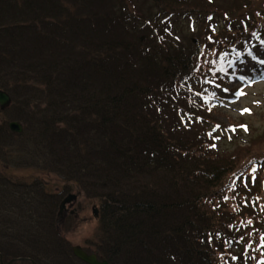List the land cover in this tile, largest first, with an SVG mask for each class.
Instances as JSON below:
<instances>
[{"label": "trees", "instance_id": "trees-1", "mask_svg": "<svg viewBox=\"0 0 264 264\" xmlns=\"http://www.w3.org/2000/svg\"><path fill=\"white\" fill-rule=\"evenodd\" d=\"M225 1L0 0V114L24 127L0 125V259L84 264L59 219L72 189L15 167L99 203L91 242L110 264H264V195H236L245 166L179 123L207 121L195 96L211 107L228 58L264 37V0Z\"/></svg>", "mask_w": 264, "mask_h": 264}, {"label": "rangeland", "instance_id": "rangeland-1", "mask_svg": "<svg viewBox=\"0 0 264 264\" xmlns=\"http://www.w3.org/2000/svg\"><path fill=\"white\" fill-rule=\"evenodd\" d=\"M229 1L233 3L234 6L243 3L242 0H239L238 2H235L234 0ZM225 2L228 4L227 0ZM247 2L250 3V0H247ZM252 6L254 9L260 8V4H252ZM238 18L239 17L234 16V19ZM216 21L219 23L216 26L215 31H218L224 24V20L218 18ZM208 26L209 24L205 23L204 25L203 23L198 22L195 24L196 29H206ZM182 27L183 31L187 32L185 35L190 36L188 23H183ZM180 35L184 36L181 32ZM202 41L205 42V37H202ZM256 51V59L249 61L247 60L248 58H244L246 63L244 66H242L243 64H240V73L235 71L228 73L229 77L227 78V83L223 85L224 88L216 89L219 94L218 96L221 97V102L215 101L211 104L213 107H204V116L207 121H202L204 130L214 129L215 123H218L219 125V128H217L219 132H217L216 136V144L218 148H208L209 150H212L210 156L215 157L216 159H229L232 157L234 160L236 159L237 164L244 165L247 169V179L242 181L241 178L240 182L234 187L236 192H233L237 193L236 195L240 196L242 199L247 198L249 201H252L256 196L261 197L264 195V184H262L264 170H259L253 177L248 173L250 168L255 170L256 167H264V77H261L260 75L258 78H255V73H257V75L259 73L264 74V68L261 70L259 66V63L264 61V48L256 47ZM235 62L237 64L239 63L237 62V59L234 60V63ZM240 74L246 75V80H242L241 76H239ZM188 100H190V105H193V103L196 102L192 98H189ZM244 109H248L249 112H244ZM10 117L12 116H9L8 114H0V125H4ZM11 122L13 121L8 120V125ZM179 123L181 128L186 130H184L185 133L187 131L191 132L187 133L190 136H194L200 132L205 135L202 129L203 126L196 121L185 120V122H183L182 120H179ZM188 128L190 130H187ZM204 141L207 143L208 139L205 137ZM209 143L214 144V141L212 142L210 140ZM252 159L260 162L249 164ZM4 171L3 158L0 156V172ZM6 174L13 180H23L26 182H30L31 179L34 180L35 178L40 180L43 179L48 188L53 191L57 188L65 187L68 190L72 189V191L67 192L62 198H65L70 193L77 194V189L70 185H66L61 178L54 175H43L41 172L34 169L11 167L8 168ZM77 195L74 208L76 209L78 216H65L63 222L64 237L69 241L71 246H82L88 250L91 249L96 251L94 249V244H92L91 241L96 239L99 230V223L93 217L92 207L94 205L99 207V203L96 201H90L82 195ZM245 201L246 200H241L244 205L246 203ZM261 221L260 224H257L259 227L263 225L261 228H264L263 219ZM9 262L10 261L6 260L4 257L2 261L0 259V264H8Z\"/></svg>", "mask_w": 264, "mask_h": 264}, {"label": "water", "instance_id": "water-1", "mask_svg": "<svg viewBox=\"0 0 264 264\" xmlns=\"http://www.w3.org/2000/svg\"><path fill=\"white\" fill-rule=\"evenodd\" d=\"M11 99L10 97L5 93L0 91V105L1 107H6L10 104ZM10 128L13 132L21 133L23 131V128L18 123H12L10 125ZM76 200L75 196H68L61 204L60 207V214L63 212L67 204H71L73 201ZM95 215H97V211L94 210ZM74 255L83 261L86 264H109L107 261H99L97 255H88L81 247H75L73 249Z\"/></svg>", "mask_w": 264, "mask_h": 264}, {"label": "snow or ice", "instance_id": "snow-or-ice-1", "mask_svg": "<svg viewBox=\"0 0 264 264\" xmlns=\"http://www.w3.org/2000/svg\"><path fill=\"white\" fill-rule=\"evenodd\" d=\"M241 94H242V93H241ZM243 111H244V112H249V110H248V109H244ZM242 114H243V113H242Z\"/></svg>", "mask_w": 264, "mask_h": 264}]
</instances>
